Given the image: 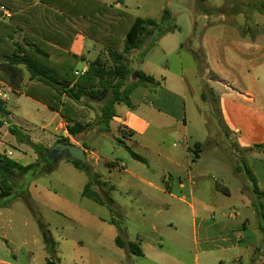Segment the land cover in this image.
<instances>
[{"label": "rangeland", "instance_id": "obj_1", "mask_svg": "<svg viewBox=\"0 0 264 264\" xmlns=\"http://www.w3.org/2000/svg\"><path fill=\"white\" fill-rule=\"evenodd\" d=\"M123 2V8L128 5V12L142 18L157 20L164 14L163 11L168 9L167 22L180 28L177 37L179 43L183 45L189 42L191 35L188 32H190L191 26H194L192 22L194 17L201 18L208 15L213 20H217L220 16H224L230 21L238 20L241 26H244L243 20H246L248 22L246 27L249 28L256 27L255 21L264 20V15L256 10L261 7V3L264 4V0H204L202 3L199 0H129V2L123 0ZM133 4L139 6L140 9L133 7ZM203 8H222L225 13L209 15L203 12ZM199 22L196 25V32L198 36H201L207 32V29L204 28L201 20ZM258 30L264 32V25L259 26ZM258 30L257 27L254 28V31ZM261 42L264 46V40ZM87 43L92 45L93 42L88 40ZM196 43L194 42L193 46L187 43L188 46L184 49L167 56L161 54L160 50L157 51V48L149 49V61L156 64L155 66H164L161 74L166 77L174 74L184 77L187 92L185 97L178 99L181 105H185L188 119V143L193 145L196 142H202L210 145L201 153H204L202 162L196 164L209 167V179L199 183L195 188V193L191 194V185L187 183L186 189L181 190L177 175H173V194L184 198V202L170 199L173 204L171 211H165L157 216L151 210L156 201L146 199L135 192L122 194L119 190L112 191L111 198L116 209V213L113 214L106 206H99L93 200L82 197L83 189L88 182L87 171L76 169L68 160H57L52 157L48 163L39 165L24 178H17L16 191L21 193V197L15 201L11 213H6V216L10 215V218L6 216L0 218L2 252H6L13 260L14 253L20 257H27L28 252L31 251L34 252L36 264H45L51 256L46 250L44 237L38 224V220H40L51 234L56 249L55 256L59 259L58 264H82L81 255L93 258L88 264H112V259H116L117 262L121 260L123 264H131L128 257L132 254L128 250L119 249L116 245L115 240L120 233L117 225L112 223L115 221L125 230L122 235L125 242H136L140 238H146V243H141L146 257H135L133 264H221V261L222 264H239L235 262V259L242 254L241 249L220 250L222 246L225 248L229 246L223 239H229L230 243L240 245V247L249 244L255 245L252 260L247 258L241 261V264H264V238L258 229L252 195L247 189L248 182L242 171L244 163L251 169L254 153L246 154L239 151L236 148L237 137L228 140L225 138L226 134L220 129L224 127L227 133L228 129L234 132V125L240 123L251 132L253 118L264 114V104L256 96L254 102L251 103L252 108L239 107L242 115L239 114L241 117L238 118L235 115L236 104L227 102V100H221V103H218V96L212 92L211 88L213 86L211 80L214 81L216 77L212 74H205V58L202 52L196 49ZM191 47H193L194 53L199 54V68L193 53L188 49ZM262 58H264V50L255 52L250 57L254 62L253 66L257 68L252 73L261 74L259 85L264 88V67L258 69L259 65L264 62L259 63ZM89 59L93 60L94 57L90 56ZM129 60L131 63L133 62L132 67L134 68L138 65L140 56L129 58ZM249 66L246 65V73L247 70H250ZM81 68L82 61L78 63L77 70L81 71ZM235 76L236 80L243 85L244 80L240 79L237 72H235ZM28 77V74L23 72L22 81L25 82ZM134 79L135 76L131 78V81ZM252 87L257 89V85ZM171 92H178L171 84L163 88L153 86L146 99L149 103L160 106L161 98L165 99L169 95H173ZM203 93L206 94V100L201 96ZM31 99L25 94L24 96L12 95L6 102V107L11 112L14 127L24 135L21 140L25 141L29 138L33 143L48 144L52 151L57 143L53 144L52 139L50 140L51 135L57 140L63 138L62 134L57 133L56 137L54 136V127L50 125L53 118L51 110L37 106L34 99ZM198 105L204 113L209 127L213 129L210 138L207 137L209 128L204 126L205 118L203 117L204 120H202ZM91 114H89L88 120ZM93 115L92 121L96 119V113L93 112ZM45 126L47 127L45 128ZM181 136H175L170 140V143L171 145L174 142L177 143L178 150L186 154V144L180 140ZM113 137L115 139L104 138V136L94 140L89 136L86 138L93 152L111 160L114 164V168L111 170L103 162L97 169H94L92 165L89 166V173L92 171L98 174L99 179L106 186H109L110 183L115 185L120 176L125 177L126 174L120 169L125 166L132 168L134 163L130 152L120 143V140H116L118 136L114 133ZM204 139L206 141H203ZM215 142L216 145H214ZM247 142L249 144L250 140ZM127 145L134 151L129 143ZM25 147L30 149L27 143H22L16 135H13L11 142L2 144L0 154L20 163L19 160L23 156L22 148ZM8 151H11L13 156H8ZM137 152L144 156L152 167L160 166L159 161L154 160L148 152L143 150ZM218 160L230 164V168L216 166ZM25 163L33 164L34 160L29 155ZM231 163L234 169L231 168ZM50 167H53V170L49 174H44L32 181L36 173ZM186 174L187 172L184 174V179L187 182ZM216 181L229 189L231 194L227 195L218 191L215 187ZM160 184L165 187L163 182L160 181ZM241 190L248 198H244L245 195H242ZM28 192L31 194L30 197L28 194L23 195ZM103 196H106L105 193ZM202 205L207 207L206 212L201 210ZM191 206L194 207V210ZM211 211L214 212V218L210 214ZM233 212H237L239 215L232 217ZM24 218L29 219L27 226ZM9 220H12V223H9ZM154 220L160 229L166 225L167 231L154 234L152 230ZM243 221L246 222V228L242 227ZM169 222L172 223L171 226H169ZM4 237L11 241V246L8 241L3 239ZM207 239L214 241L216 247L205 244ZM241 239H243L242 242L239 241ZM24 243L26 244L24 245ZM203 251L208 252L203 254Z\"/></svg>", "mask_w": 264, "mask_h": 264}, {"label": "crops", "instance_id": "obj_2", "mask_svg": "<svg viewBox=\"0 0 264 264\" xmlns=\"http://www.w3.org/2000/svg\"><path fill=\"white\" fill-rule=\"evenodd\" d=\"M2 1V0H0ZM29 4L38 5L41 4L43 0H29ZM101 2L110 4L115 6L116 8L123 9L125 11L128 10L129 6L126 5L123 8L124 2L123 0H99ZM129 2V0H126ZM14 6H16V0H13ZM219 4V3H218ZM191 5V4H190ZM220 5V4H219ZM133 7H137L140 9L139 6L133 4ZM168 10L165 9L163 13ZM128 12V11H127ZM191 13V11H189ZM130 13V12H129ZM131 14V13H130ZM12 13L5 9L3 6L0 5V21L7 20L11 17ZM164 15V14H163ZM161 18H158L157 21L159 22ZM134 16V15H133ZM138 17V16H134ZM142 18V17H141ZM153 19V18H151ZM201 20L203 22L204 28L207 29L204 35L198 36L196 25ZM192 22L194 26H191L190 38L189 43L193 46L194 42L196 43V49L202 52V55L205 58V74H212L216 77V79L212 81V92L217 94V101L221 103V100H227V102H233L237 105V109L235 111L236 117H241L239 114L242 115L239 107H251V103L254 102L256 96L261 100V103L264 104V88L260 87V75H255L252 71L256 70L257 68L254 65V62L250 59L254 55L255 52H259L264 50V46L261 44L262 40H264V32L258 30L259 26L264 25V20L260 21L257 20L254 22L256 24L257 30L254 31V28L246 27V20H243L244 26H241L238 20L230 21L224 16H220L217 20H213L212 17L208 15H204L201 18L194 17ZM252 23V22H249ZM167 24V22H166ZM164 28L168 31L170 28L169 26H164ZM180 30L178 26L174 28L171 32H167L161 35L156 41L154 40L151 45L150 49L154 50L157 48L161 54L170 55L172 53L178 52L185 47L183 44L179 43L177 32ZM161 31V30H160ZM195 31V32H193ZM18 38L22 39V34L18 35ZM93 42L92 45L87 43V41ZM202 40V41H201ZM186 47L188 46V44ZM188 48L190 52L194 53V50ZM69 51L80 57L82 61V68L88 69L89 65L92 61H94L102 52L103 46L100 44L95 43L93 40L87 38L84 34H77L72 42ZM144 50H136L132 53L131 57L136 58L140 56V61H138V65L136 67H132V63L130 61L131 67L134 71H142L147 76L153 77L157 84H150L145 83L134 90L131 95V99L133 102V109L128 108L125 105H117L116 112L117 116L111 122V129L108 132H101L98 126L91 125L84 133L78 135L76 138H70L71 143L76 144V146L80 147L87 153V160L88 165H92L94 169L103 162L108 168L113 169L114 164L111 160L105 159L102 156L93 152L87 143L86 138L89 136L93 140L99 138L100 136H104V138H114V133L118 136L116 140H120V143L125 147L127 143L131 145L140 157L144 159V161H139L134 159V163L131 166L132 168H128L125 166L122 170L126 176H120L115 182V185L110 183L109 186H106L104 182L100 180L104 186H98L97 189L102 191L103 193H108L111 197V192L115 190H119L122 194H129L135 192L137 195H142L146 199H150L156 201V203L152 207V212L155 216L161 215L165 211L170 212L173 204L170 202L171 200L183 201L184 198H179L173 194V175H177L179 188L181 190L186 189L187 183L191 185V194L195 193V188L198 186L199 183H202L209 179L210 171L208 172L209 167L206 165L198 166L203 160L205 150L208 145L207 143L196 142L193 145L188 143V131H187V124L188 119L185 113V105H181L180 100L178 98L185 97L187 92L186 88V81L183 76H179L177 74L171 75L170 77H166L161 74V70H163L164 66H155L156 64H152L149 61L150 50L147 52H143ZM254 52V53H252ZM196 53V52H195ZM89 55V56H88ZM93 56L94 59L90 60L89 57ZM264 61V58L259 60V63ZM197 65V63H196ZM246 65H250V70H247L246 73ZM166 67V66H165ZM264 67V62L259 65L258 69H262ZM235 72L238 73L240 79H243V85L236 80ZM258 83H257V81ZM136 81V78L132 81ZM28 83V79L24 82V84ZM171 84L178 92H171L173 95H169L167 98L162 99L160 102V106H156L153 103H149L146 99L148 97V92L152 91L153 86H158L163 88L164 86ZM9 89L7 92V99L0 97V101L5 103L10 100L12 95H23L24 94L18 90H15L12 86L7 84ZM257 89L252 86H256ZM33 100V99H31ZM200 100V97H199ZM37 106L50 110L47 106L33 100ZM184 108V109H182ZM198 111H200L202 115V120H204L205 115L201 111L200 106H197ZM262 111V110H260ZM53 114V118L51 120V124L54 127V136L56 137L57 133H61L63 138H68V133L66 129V123L60 117L59 113L51 111ZM11 113V112H10ZM91 114V118L94 117L93 112L88 113ZM260 113V112H259ZM220 114V111H219ZM261 115V116H260ZM253 118L252 129L250 130L244 127L240 123H236L234 125V132L230 131L228 128V140L234 139L235 136L237 137V144L236 148L243 150L245 148H252L257 145L264 146V114H260ZM221 116V114H220ZM8 120H2L3 124L0 126V147L2 144L6 142H11L13 138V134L10 132V127H14L13 120L11 118ZM204 117V118H203ZM87 120V122H93L91 120ZM204 126L209 128V133L207 137L212 136L213 129L209 127L208 122L205 118ZM47 126H45L46 128ZM16 128V127H15ZM17 129V128H16ZM122 129L126 131H130V134L124 133ZM133 133V134H132ZM182 133V134H181ZM182 135L180 140L186 144V154L178 150L179 145L177 143H173L171 145L170 140L175 136ZM82 138V139H81ZM226 138V137H225ZM52 139L53 144L57 143L60 139L55 140L54 137L51 135L50 140ZM115 139V138H114ZM207 139V138H206ZM204 139L203 141H206ZM55 140V141H54ZM248 140H250L248 144ZM38 143V142H34ZM201 144V146H197V144ZM42 144V143H39ZM217 143L215 142L214 145ZM46 148L50 149V145L43 144ZM29 146V145H28ZM85 146L87 148H85ZM128 146V145H127ZM145 151L148 152L150 155L153 156L154 160L159 161V165L157 168L152 167L148 164L147 159L144 156H141L137 151ZM11 151H8L9 153ZM23 156L20 158L21 165L27 166L30 165L26 162L27 156H31L36 163L38 157L30 147L22 148ZM254 156L252 157V167L251 171L253 172L260 188L264 189V148H254L253 150ZM11 155L13 156L12 152ZM16 162V161H15ZM24 163V164H22ZM216 166L224 167L225 169L230 168V164L223 163L222 161H217ZM195 167V168H194ZM208 167V168H207ZM211 167V166H210ZM147 168V169H146ZM231 168L233 165L231 163ZM234 169V168H233ZM150 172H148V171ZM187 172L188 181L184 179V174ZM151 173V174H150ZM157 173V174H156ZM235 174V173H234ZM160 181L163 182L165 185L162 186ZM218 186L224 190V193L229 195L230 190L223 186L219 181H216V189L218 191L223 192V190L218 189ZM247 189L250 192L249 183ZM84 190V189H83ZM226 191V192H225ZM242 195L244 196V192L241 190ZM251 193V192H250ZM31 194L24 193L23 195ZM21 197V194H20ZM83 197V196H82ZM84 198V197H83ZM244 198H248V196H244ZM88 199V198H86ZM18 200V199H17ZM9 203L8 207L2 208L0 205V218L5 217L6 213H11V208L15 205V201ZM253 202V199H252ZM1 204V202H0ZM98 204V203H96ZM99 206H103L98 204ZM194 210V207L191 206ZM98 210V209H97ZM202 211L206 212L207 207L202 205ZM175 211V210H174ZM212 217L214 218V212L211 211ZM10 218L9 216H6ZM102 219V218H98ZM26 221V226L29 224V219L24 218ZM1 222V220H0ZM9 223H12V220H9ZM169 226L172 225L169 222ZM0 225V229H1ZM242 227L246 228V222H242ZM168 227L165 225L162 229H160L154 220L152 224V230L154 234L159 232L167 231ZM207 230V228H206ZM4 240L8 241V244L11 246L12 243L10 240H7L6 237L3 238ZM146 238H140L141 243H146ZM243 239L239 240L242 242ZM229 246L227 248L221 247L220 250L228 251V250H236L237 248L241 249L242 254L239 255L235 262L241 264V261L246 260L247 258L252 260V253L255 249L254 244H249L248 246H241L235 245L230 243L229 239H223ZM116 242V240H115ZM130 241H127L128 243ZM82 243V242H81ZM26 243H24L25 245ZM205 244L212 245L216 247L214 241L207 239ZM233 244V245H231ZM117 245V244H116ZM118 247V245H117ZM142 247V246H141ZM121 250L122 249L118 247ZM143 249V248H142ZM3 249L0 244V264H36V258L34 256V252L29 251L27 257H20L17 254H13L12 259L6 252H2ZM212 252V250H209ZM208 251H203L205 254ZM144 258L146 257H137L135 255H130L129 261L131 264L134 263V258ZM78 259V258H77ZM74 260L75 262L77 261ZM80 260L82 264H88L90 260L93 258H88L84 256H80ZM254 260V259H253ZM112 264H123L120 260L119 262L116 259H112ZM47 262V260H46ZM223 262L221 261V264ZM46 264V263H45Z\"/></svg>", "mask_w": 264, "mask_h": 264}, {"label": "trees", "instance_id": "obj_3", "mask_svg": "<svg viewBox=\"0 0 264 264\" xmlns=\"http://www.w3.org/2000/svg\"><path fill=\"white\" fill-rule=\"evenodd\" d=\"M29 3V0H16L14 6L13 0L0 1V5L12 13L7 21H0V80L15 90L21 89L20 92L27 97L59 113L66 123L69 137L60 138L57 143L71 144L70 138H76L91 125L98 126L101 132L110 131L111 122L117 116L116 106L122 104L133 109L131 95L134 90L145 83L157 84L153 77L142 71H134L129 58L134 51L143 49L145 41L155 29L161 30L155 41L161 35L174 30L173 24L167 22L168 10L158 22L151 18L134 17L123 9L99 0H43L38 5ZM256 10L264 15V4L261 3V7ZM203 12L209 15L225 13L222 8H203ZM169 24L171 28L167 31L164 26ZM80 33L102 45L103 52L90 63L87 73L77 76L75 72L81 58L72 54L69 48L75 36ZM19 34H22L21 40L18 38ZM149 49L150 47L144 52ZM193 56L199 68V54L193 53ZM23 72L29 76L27 84H23ZM133 76L136 78L134 82L131 81ZM201 96L204 100L207 99L205 93ZM91 111L96 113V119L92 123L87 122L88 113ZM10 115L6 104L0 101V126L3 124L2 120H8ZM220 129L229 138L226 129ZM9 130L19 141L27 143L38 159L36 163L24 166L0 154L2 208L20 198L21 193L16 191L17 178H24L39 165L48 163L51 150L42 144L31 142L27 137V140H21L24 135L15 127H10ZM122 130L130 134V131ZM125 148L134 159L144 161L129 146L125 145ZM254 148L238 150L248 154ZM68 161L76 169L85 171L79 162ZM52 170L53 167H50L36 173L32 181ZM242 171L249 183L258 229L264 238V189L260 188L247 164H243ZM87 174L88 182L82 196L106 206L115 214L113 199L106 192V196H103V192L97 189L98 186H104L98 174L92 171ZM112 223L119 229L120 234L116 238L118 247L127 249L137 257H144L141 240L126 243L122 238L125 230L117 222ZM38 224L46 250L51 256L46 264H58L51 234L40 220Z\"/></svg>", "mask_w": 264, "mask_h": 264}, {"label": "water", "instance_id": "obj_4", "mask_svg": "<svg viewBox=\"0 0 264 264\" xmlns=\"http://www.w3.org/2000/svg\"><path fill=\"white\" fill-rule=\"evenodd\" d=\"M169 28H171V26ZM160 33V29H155L145 41L142 50L148 49L151 43L160 35ZM48 157L49 159L54 157L57 160L63 159L77 161L81 164L85 171L89 172L90 170L87 160V153L80 147L73 144L57 143L56 147L52 151L50 150Z\"/></svg>", "mask_w": 264, "mask_h": 264}, {"label": "built area", "instance_id": "obj_5", "mask_svg": "<svg viewBox=\"0 0 264 264\" xmlns=\"http://www.w3.org/2000/svg\"><path fill=\"white\" fill-rule=\"evenodd\" d=\"M88 69H89V68H88ZM88 69H83V70H81V71H78V70H77V71L75 72V74H76L77 76L84 75L85 73H87ZM8 89H9V86L7 85V83H5L4 81H1V80H0V97L7 99V92H6V91H8ZM7 155H8V156H11V152L7 153ZM238 215H239V213H237V212H233V213L231 214L232 217H237Z\"/></svg>", "mask_w": 264, "mask_h": 264}]
</instances>
